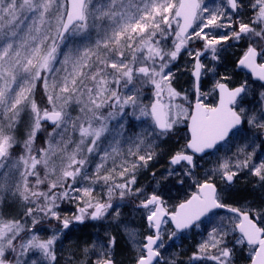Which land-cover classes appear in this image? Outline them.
<instances>
[{"label": "snow or ice", "instance_id": "6c2138e0", "mask_svg": "<svg viewBox=\"0 0 264 264\" xmlns=\"http://www.w3.org/2000/svg\"><path fill=\"white\" fill-rule=\"evenodd\" d=\"M122 244L264 264V0H0V264Z\"/></svg>", "mask_w": 264, "mask_h": 264}, {"label": "rangeland", "instance_id": "374dc122", "mask_svg": "<svg viewBox=\"0 0 264 264\" xmlns=\"http://www.w3.org/2000/svg\"><path fill=\"white\" fill-rule=\"evenodd\" d=\"M163 161H161V164L163 165ZM157 171V175H159V173L161 171H163V167H159L156 169ZM152 181V177L150 175H148L147 173L143 174L141 177H140V182L144 185H148L150 184V182ZM244 183L245 182H241V184L239 185L240 188H243L244 186ZM135 224L137 226H142V222L136 218L135 219ZM97 230L92 228L91 226H84V231L83 233H77V235H80V234H83L85 236H88V235H93L95 234ZM122 239V238H121ZM195 240H183L182 243H183V246H184V249H187L192 243H194ZM122 248L124 249L123 251H121L119 254H118V259L122 262V264H130V260H131V256H132V253L130 251H128L127 249V245L126 244H122ZM176 249L174 248H170V247H166L165 248V252L166 253H171L172 251H174Z\"/></svg>", "mask_w": 264, "mask_h": 264}, {"label": "flooded vegetation", "instance_id": "af4514ba", "mask_svg": "<svg viewBox=\"0 0 264 264\" xmlns=\"http://www.w3.org/2000/svg\"><path fill=\"white\" fill-rule=\"evenodd\" d=\"M241 79L243 78V77H240Z\"/></svg>", "mask_w": 264, "mask_h": 264}]
</instances>
